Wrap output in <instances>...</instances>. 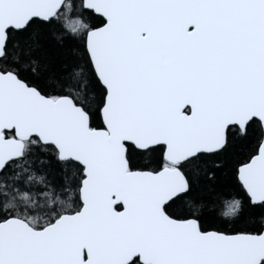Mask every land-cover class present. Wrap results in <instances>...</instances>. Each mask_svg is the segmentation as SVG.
<instances>
[{
	"label": "snow or ice",
	"instance_id": "snow-or-ice-1",
	"mask_svg": "<svg viewBox=\"0 0 264 264\" xmlns=\"http://www.w3.org/2000/svg\"><path fill=\"white\" fill-rule=\"evenodd\" d=\"M0 264H264V0H0Z\"/></svg>",
	"mask_w": 264,
	"mask_h": 264
}]
</instances>
